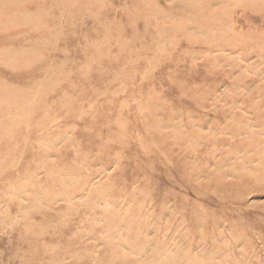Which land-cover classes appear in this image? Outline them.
<instances>
[{
	"label": "rangeland",
	"instance_id": "1",
	"mask_svg": "<svg viewBox=\"0 0 264 264\" xmlns=\"http://www.w3.org/2000/svg\"><path fill=\"white\" fill-rule=\"evenodd\" d=\"M0 264H264V0H0Z\"/></svg>",
	"mask_w": 264,
	"mask_h": 264
}]
</instances>
